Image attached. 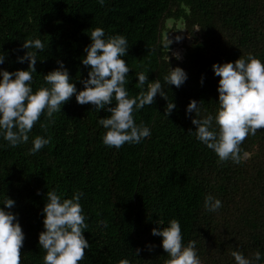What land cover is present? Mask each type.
I'll return each instance as SVG.
<instances>
[{"label":"trees","instance_id":"trees-1","mask_svg":"<svg viewBox=\"0 0 264 264\" xmlns=\"http://www.w3.org/2000/svg\"><path fill=\"white\" fill-rule=\"evenodd\" d=\"M168 20L184 26L180 59L163 37ZM97 27L104 30L105 40L114 35L127 39L122 59L130 68L125 85L129 97L141 91L136 74L144 72L149 82H161L176 107L166 117L167 101L157 94L153 105L134 112L136 124L150 128V137L119 149L102 142L106 130L98 120L110 113L79 105L75 96L54 114L47 131L40 127L47 123L41 116L27 144L12 148L0 136V208L7 197L15 201L5 210L17 216L25 235L21 264H43L42 210L47 191L53 190L62 200L84 193L79 203L90 246L79 264L125 259L164 264L169 257L162 237L153 236L152 229L167 227L172 219L180 223L185 246L197 242L201 264H236L232 251L249 259L259 251L258 264H264V129L241 144V163H218L214 151L189 132L195 131V114L186 113L196 100L202 101L199 118L216 114L220 78L213 64L234 63L249 53L264 62V0H105L103 7L98 0H0V55L6 57L0 68L27 70V61L18 62L27 51L22 44L40 39L45 48L37 50L33 91L47 87L43 75L59 68L58 60L82 90L90 69L81 60ZM175 67L187 74L180 88L164 84ZM36 136L51 142L29 154ZM207 195L222 202L218 211L205 210ZM101 220L107 228L97 226Z\"/></svg>","mask_w":264,"mask_h":264},{"label":"clouds","instance_id":"clouds-1","mask_svg":"<svg viewBox=\"0 0 264 264\" xmlns=\"http://www.w3.org/2000/svg\"><path fill=\"white\" fill-rule=\"evenodd\" d=\"M98 3L103 7L105 0H98ZM89 36L91 43L84 48L86 56L81 63L90 70L88 78L81 81L82 90H77L63 62L58 60L59 68L43 75L47 87L42 86L33 91L32 73H36L37 50L43 52L45 48L40 39H26L22 44V48L27 51L18 57V62L27 61V70L9 72L0 68V136L9 147L27 144L29 133L41 116H45L47 123H41L40 127L47 131L49 124L55 123L54 114L61 112L62 105L73 96L79 105H92L98 112L103 109L110 113L98 120L106 130L102 142L109 148L119 149L126 143L137 144L150 137V128L143 122L137 125L134 112L146 105H153L157 94L167 101L164 110L166 117L175 109L176 105L169 101L161 82H149L144 72L136 74V86L141 91L135 97H129L125 85L130 68L122 59L127 55L128 42L123 35L110 36L105 40L104 30L97 27ZM169 44L166 45L168 50ZM174 55L180 59L178 54ZM5 59V55H0V65ZM212 69L220 78L217 112L214 116L209 114L199 118L202 101L198 103L191 100L186 113L195 114L191 120L195 131L189 129V132L194 133L197 141L214 151L218 163L231 160L239 164L242 159L241 144L249 135L254 136L257 131L264 129V62L249 53L234 63L213 64ZM186 79V72L175 67L164 76V84L180 88ZM113 101L115 106H111ZM50 142V137L36 136L29 154L37 153ZM83 195L77 191L71 199L62 200L55 190L47 191L42 210L44 231L39 234V245L45 252L43 264H79L84 260L85 250L90 245L83 235L88 228L79 203ZM3 205L0 208V264H21L25 235L17 216L5 210L12 209L15 201L7 197ZM221 207L219 199L211 195L205 197L206 211L216 212ZM163 223L158 221L159 225ZM100 225L108 227L106 220L99 221L97 226ZM152 235L162 237L161 246L169 257L164 264H201L196 251L197 242L190 240L187 246L184 245L178 220L172 219L167 227L153 228ZM153 247L149 245L148 250L152 251ZM140 251L137 248L134 254L138 256ZM231 256L236 264H258L261 260L259 251L253 253L251 259L239 251H232ZM119 264L130 262L125 259Z\"/></svg>","mask_w":264,"mask_h":264},{"label":"rangeland","instance_id":"rangeland-1","mask_svg":"<svg viewBox=\"0 0 264 264\" xmlns=\"http://www.w3.org/2000/svg\"><path fill=\"white\" fill-rule=\"evenodd\" d=\"M163 37L168 39L169 42L171 41V44L173 45L172 52L175 54H180L182 51L181 43L185 37L184 26L182 22L168 20L166 22V29L163 32ZM177 37H180V39L177 40Z\"/></svg>","mask_w":264,"mask_h":264}]
</instances>
